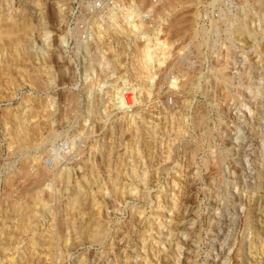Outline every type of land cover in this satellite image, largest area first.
<instances>
[{"label": "rangeland", "instance_id": "1", "mask_svg": "<svg viewBox=\"0 0 264 264\" xmlns=\"http://www.w3.org/2000/svg\"><path fill=\"white\" fill-rule=\"evenodd\" d=\"M60 1L0 0V264H264V0H170L134 95L74 90Z\"/></svg>", "mask_w": 264, "mask_h": 264}, {"label": "built area", "instance_id": "2", "mask_svg": "<svg viewBox=\"0 0 264 264\" xmlns=\"http://www.w3.org/2000/svg\"><path fill=\"white\" fill-rule=\"evenodd\" d=\"M169 1L61 0L58 3L63 28L61 43L64 49L69 50L72 61L76 64L77 77L74 81V90L81 91L84 86L94 83L98 77L101 79L98 82L100 92H115V88L118 87L116 90L119 92L116 91L115 93L119 94L121 91L125 95H134L131 86L135 79L132 77L134 74L129 70L128 61L130 59L128 58L130 57H127L125 51L127 44L133 49L135 56L141 63L149 38L158 37L162 41L166 40L165 51L168 53V58L159 67L155 64L160 71L169 69L170 64L175 59L184 58L186 56L184 47L186 44L182 40L184 34L176 37V42H180L178 45L182 44L180 47L181 54L178 56L174 55L172 47L176 42H173L168 36V23L171 16V11L168 8ZM207 1L210 2V0ZM198 9L200 10L198 11L200 18L198 17L194 25L191 24V30L206 29L208 30L205 33L207 40L216 41L215 29L213 28L215 26H212L211 19L218 17V10L215 7H210L209 4ZM101 26L104 29L101 28L100 37H98V27ZM112 27L116 32L112 31ZM186 40L188 39L186 38ZM109 47L114 48L120 56L118 65L113 64L112 66L111 64L107 70L103 67V63L106 58L107 60L110 58ZM148 66L150 69H146V79L150 71L153 76L151 78L153 83L159 70L154 72L156 67L151 61L148 62ZM112 69L114 70L113 77L110 76ZM127 70L128 74L126 73ZM174 77L178 82L177 72L171 73L170 78L173 79ZM112 85H114V89L111 88ZM167 102L171 104L172 101L168 99Z\"/></svg>", "mask_w": 264, "mask_h": 264}, {"label": "bare ground", "instance_id": "3", "mask_svg": "<svg viewBox=\"0 0 264 264\" xmlns=\"http://www.w3.org/2000/svg\"><path fill=\"white\" fill-rule=\"evenodd\" d=\"M140 2H142L143 0H139ZM173 4V3H172ZM245 27V26H244ZM99 28V30H98V32H97V36L98 37H100V31H101V28L102 29H104V27L103 26H101V27H98ZM246 28V27H245ZM112 30L114 29V27H112L111 28ZM234 30V29H233ZM244 29H243V27H241V26H238V27H236L235 28V31H233V32H235L236 34H238V33H241L242 31H243ZM235 33H234V35H235ZM2 39V38H1ZM5 40V39H4ZM132 61V60H131ZM134 62V61H133ZM132 64H135V63H132ZM135 66H137V65H135ZM133 68H134V66H133ZM137 70V69H136ZM136 70H135V72H136ZM138 82V81H137ZM142 85V84H141ZM142 87V86H141ZM132 88V87H131ZM138 88V87H137ZM139 90V89H138ZM21 124V123H20ZM18 127V126H17ZM19 128V127H18ZM17 128V129H18ZM22 131V130H21ZM18 135V134H17ZM19 136V135H18ZM17 141V140H16ZM10 201V200H9ZM8 204H10V205H8ZM4 207H5V205H4ZM15 210H16V207H15V205H14V203L13 202H7V206H6V208H5V216H6V218H9V212L10 213H12V214H14V212H15ZM0 213H2V212H0ZM9 214V215H8ZM11 214V215H12ZM10 215V216H11ZM16 215V214H15ZM13 216V215H12ZM4 228V227H3ZM5 229V228H4ZM59 230V229H58ZM12 231V230H11ZM9 233V232H8ZM8 233H7V236H8ZM12 233V232H11ZM6 236V235H5ZM9 240V239H8ZM1 241V240H0Z\"/></svg>", "mask_w": 264, "mask_h": 264}]
</instances>
